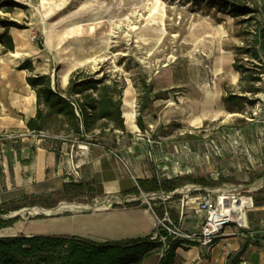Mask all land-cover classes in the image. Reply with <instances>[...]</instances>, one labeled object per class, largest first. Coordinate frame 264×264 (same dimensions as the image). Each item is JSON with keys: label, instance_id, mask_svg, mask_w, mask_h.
Segmentation results:
<instances>
[{"label": "rangeland", "instance_id": "rangeland-1", "mask_svg": "<svg viewBox=\"0 0 264 264\" xmlns=\"http://www.w3.org/2000/svg\"><path fill=\"white\" fill-rule=\"evenodd\" d=\"M47 2L48 8L58 6L61 8L45 22L40 15V10L43 11L42 0H23L21 4L16 2L25 8L17 9L13 19L23 26V29H15L21 34L29 33V40L35 42L36 47L49 56L46 55L48 58L43 60L50 66H44V62L41 61L38 67L43 72V67L51 69L56 90L60 89L58 78L68 69L66 64L71 60L62 57L58 48L62 46L77 48L80 34L75 32L76 26L83 25L81 34L84 37L89 36L87 32H90L91 27H96L92 33L94 39L86 38L88 39L86 47H94L93 50H87L91 56L90 63L78 66L76 71L82 72L85 76L94 75L95 78L108 75L121 85L133 86L137 91L136 116L137 118L142 116L146 129L152 130L155 138H167V142L174 140L181 146L188 144L185 146L187 149L196 153L206 152L210 162L224 165L226 168H233V164L252 160L253 152L258 147L264 150V93L257 94L256 97L260 101L254 105H247L244 114L228 113L212 117L204 120L198 127L192 124L187 126L184 123L191 122L194 115L203 118L210 112L218 111L221 102L211 93L216 88H222L223 96L227 95L226 89L241 94L239 86L241 74H237V77L234 75L236 72L233 68L234 49L246 48L249 37L244 36L246 26L239 24L237 19L216 13V9L208 8L206 3L194 4L189 0H47ZM94 20L102 22L97 25L90 24ZM130 24L136 26L137 30H129ZM158 27L162 30L160 33L156 32ZM47 31L58 32L61 37H68L70 40L67 39L68 44L63 42L51 48L47 44ZM87 52L85 54H88ZM248 60H250L248 56L243 57L245 63ZM251 62L249 64L251 69L256 72L262 71L260 62L257 60ZM217 69L220 70L216 72ZM261 78L263 82L258 86L264 89V75H261ZM144 105L147 109L141 112ZM100 124L102 122L98 123ZM48 132L67 136L66 133H57L56 130ZM226 135L237 136L235 139L231 138V141L228 140L233 145H227L226 140L220 142ZM70 137L76 138L72 135ZM85 140L94 141L95 138L88 135ZM224 143L227 144L222 146ZM68 145L73 143L69 142ZM215 154L220 156L223 154V158H218ZM258 174L263 175V173L256 175ZM186 176L193 177V175L180 177ZM232 181L235 182V178ZM223 183L220 181L217 184ZM234 192L245 197H253L255 208L258 198L256 193L236 190ZM140 197L141 194L134 198ZM61 203L92 204V200L90 198L63 200L62 196L57 194L51 198L25 201L21 205L26 206L25 208L53 206L51 209H54ZM137 203L141 202L126 205L123 202L119 205L112 203L108 204V209L114 207L130 209L137 207L134 206ZM93 211L64 212L51 217L25 214L20 217V222L29 224L16 222L6 228H18L16 234H5L0 237H15L24 233L44 236L70 235L77 232L85 233L90 239L94 232L93 225L98 223L97 218L88 221L79 219L76 223L61 218L90 215ZM11 213L14 212H9L6 216H10ZM115 225L117 233H122L123 230L126 233L125 231L134 228V225L132 227L128 225L125 217H120ZM104 227L109 225L105 223ZM108 230L105 228L103 232ZM134 237L137 236L107 238L109 240L106 241L118 242ZM160 259L161 255L157 254L144 264H157Z\"/></svg>", "mask_w": 264, "mask_h": 264}, {"label": "crops", "instance_id": "crops-1", "mask_svg": "<svg viewBox=\"0 0 264 264\" xmlns=\"http://www.w3.org/2000/svg\"><path fill=\"white\" fill-rule=\"evenodd\" d=\"M10 33L15 42V51L4 54L3 47L0 45V131L25 133L30 130L28 122L34 119L38 112L37 95L28 84L27 78L44 74L49 75L52 79L51 69L43 67V72L38 67L41 61L44 62V66H50L47 61L43 60L48 55L38 49L35 42L29 40V33L21 34L15 28H12ZM86 38L94 39H91L90 36ZM86 38L83 41L77 39L78 44L83 42L86 46L88 42ZM64 43L68 44V40ZM88 63L90 61L84 64ZM83 65H77L73 60L66 64L68 68L64 71L66 74L63 73L58 78L60 91L67 89L71 75L76 72L78 66ZM237 74L239 73L234 72L235 76ZM53 82L54 79L52 84ZM52 88L56 90L54 84ZM211 93L215 99L221 102L218 111L210 112L203 118L194 115L191 122H184L185 125L192 124L198 127L206 119L228 114L222 101L227 95L223 96L222 88H216ZM136 95L137 91L133 86H125L122 106L125 131L111 132L108 129L104 135H100V131H95L94 135H91L95 138L96 145L91 148L89 163L81 168L78 181L65 177L73 145L62 141H38L31 137L19 140L17 143L0 144V208L23 204L25 201L35 198L55 197L63 190L64 185L70 182L90 184L95 195L91 199L92 204L109 198L111 204L115 205L137 196L138 194L131 192L139 188L140 180L155 178L161 181L172 180L182 175H193L194 178H204L212 182L211 187H206L211 189L225 190L230 187L233 191L256 193L264 188V150L262 148L258 147L253 152L252 160H245L237 165L233 164V168H226L218 163L214 164L207 158L206 152H193L185 147L188 144L181 146L174 140L167 142V138H155L152 130H141L137 124L136 113L134 118L129 121L124 113L125 109L130 110L131 107H126V103L133 100L135 111ZM147 132L150 133L153 140L160 142L159 146L152 147L148 143ZM231 138L235 139L237 136L226 135L220 139V142L222 140L231 141ZM226 144L224 143L222 146ZM230 144L228 141L227 145ZM215 155L218 158H223V154ZM238 173L240 175H237ZM257 173H263V175H256ZM233 177L235 182L232 181ZM220 181L224 183L218 185L217 183ZM142 193L144 192L142 191ZM138 202L141 203L130 209L114 207L93 211V214L90 215L61 219L76 223L79 219L88 221L97 218L98 223L93 225L94 232L90 239L100 243L107 242L106 240H109L107 238L122 239L123 237L137 236L134 237L135 239L152 236L156 226L155 218L142 200ZM155 204L156 207H159L162 202L158 201ZM183 204L185 205L184 209L182 208ZM38 207L44 210H53L48 206ZM164 207L169 209L176 222L182 220L183 227L188 231L200 228L205 220L204 214L198 212L193 199H184L179 195ZM120 217L127 218L128 225L131 227L134 225V228L125 231L126 233L124 230L122 233H117L115 223L119 221ZM248 219L249 230L238 229L235 226L226 228L223 236L211 251L197 245L178 248L175 264H264V203L262 206H255L250 211ZM19 223L29 224L20 221ZM105 223L109 227H104ZM124 225L126 226V224ZM105 228L109 230L103 232ZM21 235L33 236L34 234L24 233ZM68 236L89 239L85 233L76 232ZM225 244L231 245L228 251L224 249Z\"/></svg>", "mask_w": 264, "mask_h": 264}, {"label": "trees", "instance_id": "trees-1", "mask_svg": "<svg viewBox=\"0 0 264 264\" xmlns=\"http://www.w3.org/2000/svg\"><path fill=\"white\" fill-rule=\"evenodd\" d=\"M189 1L194 4L206 3L208 8L216 9V13L230 15L237 19L239 24L246 26L244 36L249 37L247 47L234 49L233 68L241 74L239 83L241 94L229 92L226 89L227 96L223 98L225 109L229 114H244L247 105H254L260 101L256 97L257 94L264 93V89L258 86L263 82L261 75H264V0ZM22 8L25 6L17 4L15 0H0V45L3 47L4 54L15 51V42L10 31L12 28L23 29V26L13 19L15 11ZM244 56L250 59L247 63L243 61ZM251 60H257L262 64L261 72H256L249 67ZM27 82L36 92L38 103L37 116L28 122L30 130H56L57 133L64 132L67 136L72 135L81 140H85L86 135H94L95 131H100V135H104L108 129L111 132L125 131L122 106L126 85H121L108 75L95 78L94 75L85 76L82 72L76 71L71 75L65 91L53 90L49 75L30 76ZM64 95L67 98L80 96L82 119L77 117L71 102ZM146 108L144 105L141 112ZM100 122L102 124L98 125ZM137 124L141 130L146 129L141 116L138 117ZM54 126L55 129H53ZM188 184L212 186V182L204 178L191 176L161 181L155 178L140 180L139 188L131 193L138 195L142 191L147 194L171 193ZM59 195L63 200L93 199L95 196L93 187L83 182L65 184ZM256 196L258 198L255 206H262L264 188L256 192ZM135 205L138 206L139 203ZM25 207L19 204L0 208V215L17 212ZM48 207L53 208V206ZM163 211L162 205L156 208L158 215H162ZM20 220V217L13 220L0 218V231L13 226ZM178 247V245L172 246L157 264H175ZM161 249L162 246L153 242L151 236L100 243L68 235H19L0 237V264H144L146 260L161 254Z\"/></svg>", "mask_w": 264, "mask_h": 264}, {"label": "built area", "instance_id": "built-area-1", "mask_svg": "<svg viewBox=\"0 0 264 264\" xmlns=\"http://www.w3.org/2000/svg\"><path fill=\"white\" fill-rule=\"evenodd\" d=\"M64 97L66 96L64 95ZM67 99L71 102L77 117L82 119L80 96L77 95ZM146 136L148 137V143L152 147L160 145L159 141L152 139L149 132L146 133ZM27 137L35 138L38 141L72 142L73 149L70 152L66 176L73 181L79 180L80 170L89 163L91 148L96 145L92 141L81 140L78 137L72 139L70 136H58L47 131L37 130H28L25 133L0 131V144L6 142L17 143L19 140ZM235 144H237V141H235ZM234 191L211 189L201 185L188 184L174 192L166 194L161 192L144 194L141 192L140 198H132L127 201H134L133 203H135L136 200L142 199L152 212L156 226L151 240L162 246L160 254L162 258L174 245H178V248H188L197 245L207 251H211L223 236L226 228L231 226L249 230L248 213L254 208L253 197H248L251 199V207H241L237 210L236 206H242V198H245V196L237 194ZM175 192H179L178 195L174 196ZM179 195L184 199H193L197 205L198 212L204 214L205 220L200 228L192 231L186 230L182 225V220L176 222L172 218L168 208L164 207L162 215H158L156 212L157 207L155 202H162V206H165V204L175 200ZM184 207L185 205L183 204L182 208L184 209ZM230 247V244H225L224 249L228 251Z\"/></svg>", "mask_w": 264, "mask_h": 264}, {"label": "bare ground", "instance_id": "bare-ground-1", "mask_svg": "<svg viewBox=\"0 0 264 264\" xmlns=\"http://www.w3.org/2000/svg\"><path fill=\"white\" fill-rule=\"evenodd\" d=\"M43 1V11L40 10V15L42 16L43 21L45 22L51 15H55L56 11L58 9L61 8V6H58L57 8H53L50 7L48 8V2L47 0H42ZM17 3L21 4L23 2V0H16ZM158 8V6L156 7V9ZM155 9V14L157 13V10ZM154 21L156 22V20L154 19ZM102 21L96 22L94 20L93 23L90 24H94L97 25L99 23H101ZM76 28V33L79 35L80 37H78V39L80 41L85 40L86 37H84L81 34V30L83 29V25H78L75 27ZM120 28V26L118 27ZM129 30H137V27L132 26L131 24L128 26ZM96 30V27H91L90 28V32H87L88 35L91 37V39H93V32ZM162 30L159 29V27L156 29V32L160 33ZM47 44L53 48L56 47L57 45H59V43L61 42H66V40H70V38L68 37H61L62 35L58 32L54 33V32H50L47 31ZM66 39V40H65ZM81 44L76 48H72L70 49V47H66L64 48L59 47L58 51L60 52V55L62 57H65L67 59H71L73 60V62H75L77 65H83L85 62H88L91 60V56H89V53L87 52V50H93L94 47H90V48H85V44L83 42H80ZM70 49V50H69ZM85 52H87L88 54H85ZM220 69H217L216 72H218ZM66 74V73H64ZM134 101L131 100V102L126 103V107L130 106L131 109L127 110L125 109V113L124 116L130 121L134 118L135 116V111H134V105H133ZM225 191H233L232 188H226ZM108 204H111V200L107 199V203L103 204V201H99L96 205L94 206H90V205H83V204H77V203H63L59 209L57 210H43L39 207H35L33 209H31L30 211H23L20 214L21 215H25V214H32V215H41V214H45L47 216L50 215H54L56 213H64V212H70V213H81V212H86V211H90V210H94V211H101V210H107L108 209ZM239 204V203H238ZM241 207H251V199L248 197L242 198V206L241 205H237L236 208L237 210H239ZM30 212V213H29ZM18 229V228H17ZM17 229H6L0 232V235H5V234H9V235H14L17 233Z\"/></svg>", "mask_w": 264, "mask_h": 264}, {"label": "water", "instance_id": "water-1", "mask_svg": "<svg viewBox=\"0 0 264 264\" xmlns=\"http://www.w3.org/2000/svg\"><path fill=\"white\" fill-rule=\"evenodd\" d=\"M161 193H163V194H166V193H164V192H161ZM178 193L179 192H175L174 193V196H176V195H178ZM107 199H109V198H107ZM107 199H105L104 201H103V204H105V203H107ZM142 199H138V200H136L137 202L138 201H141ZM124 201V203H133L134 201H127V200H123ZM135 201V202H136ZM63 203H61L60 205H59V207L62 205ZM97 203L95 202L94 204H91L90 206H94V205H96ZM59 207H56L55 209H53V210H57V209H59ZM31 209H33V208H25V209H22V210H20V211H17V212H14V213H11V215L10 216H6V215H0V218L1 219H3V220H13V219H16V218H19V217H22L23 215H21L20 213L21 212H23V211H25V210H27V211H30ZM44 210V209H43ZM30 213V212H29ZM59 213H56V214H54V215H58ZM41 215H45V214H41ZM54 215H50V216H54Z\"/></svg>", "mask_w": 264, "mask_h": 264}]
</instances>
